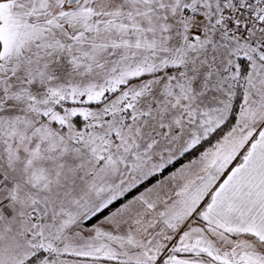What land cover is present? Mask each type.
<instances>
[{"label": "snow or ice", "instance_id": "snow-or-ice-1", "mask_svg": "<svg viewBox=\"0 0 264 264\" xmlns=\"http://www.w3.org/2000/svg\"><path fill=\"white\" fill-rule=\"evenodd\" d=\"M0 264H264V0H0Z\"/></svg>", "mask_w": 264, "mask_h": 264}]
</instances>
